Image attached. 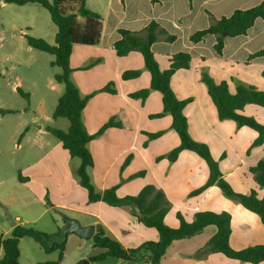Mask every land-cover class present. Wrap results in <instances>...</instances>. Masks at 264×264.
<instances>
[{
    "label": "crops",
    "instance_id": "0c3cea01",
    "mask_svg": "<svg viewBox=\"0 0 264 264\" xmlns=\"http://www.w3.org/2000/svg\"><path fill=\"white\" fill-rule=\"evenodd\" d=\"M261 2L87 0L88 8L103 18L102 35L97 46H74L70 58L71 80L83 97L92 95L82 112L88 134H96L111 119L121 124V127L106 129L88 144L94 160L89 174L97 192L102 193L117 185V196L124 198L136 196L145 186L153 185L162 190L170 202L171 209L165 217V224L169 227H179L178 214L191 223L199 212H228L232 216L229 239L232 249L241 251L264 246V224L257 214L227 198L218 186L193 195L209 178L207 163L188 150L182 151L175 162L169 161L166 156L180 144V138L172 129L171 115L152 117L163 111L162 94L152 90L145 101L132 99L129 96L131 93L150 87L151 74L145 67L141 53L131 52L119 57L114 49L115 42L120 39L119 29L142 31L152 20L176 36L173 43L160 38L152 46V51L162 71L169 69L171 57L175 54L184 52L192 57L190 68L177 71L171 79L176 97L179 100L191 99L184 110L190 136L209 146L213 158L219 162L224 179L235 192L250 194L255 191L262 199L264 189L256 183L250 169L264 160V143L252 147L258 138L255 130L239 127L232 120L219 119L201 74L205 71L217 84L226 82L233 95L241 86L264 92V55L251 58L264 50V20L257 19L246 35L227 38L222 54L215 51L216 37L213 35L206 36L204 41L196 44L190 40L193 33L210 26V15L217 19L228 17L236 10L250 9ZM129 70H140V77L124 80L122 75ZM110 83L114 84L115 94L102 91ZM241 113L264 126V106L247 104ZM160 131H164L161 137L149 139L147 134ZM46 132L47 128L46 131L39 130V134ZM59 145L63 147L61 143ZM65 151L64 160L58 162V144L54 145L31 164L27 173L21 175L23 180H19L30 196L48 205L45 212L53 215L50 221L43 223V227L36 226L37 230L48 234L58 233L66 226L63 220L66 215L78 219L83 226H102L126 249L159 240L158 231L140 222L131 206H112L104 201L89 202L88 192L77 176L81 162L68 168L74 158ZM131 155L130 164L122 170L124 162ZM159 157L163 158L158 160ZM59 166L65 167L64 176L70 180H62L63 173L58 172ZM141 171H146V174L134 177ZM47 196L50 198L48 202ZM55 209L59 210L58 213L52 212ZM14 221L15 226L25 227L28 222L20 215ZM37 221H34L35 224ZM15 226H3L0 235L10 237ZM216 233L217 227L211 225L193 237L174 241L162 257L161 264H251L229 259L220 253H209L206 244ZM66 240L65 255L59 264H124L113 257L91 263L89 258L103 252L94 247L92 238L69 234ZM33 241L28 237L20 240L19 264H51L58 261V252L48 254ZM3 255L1 250L0 259Z\"/></svg>",
    "mask_w": 264,
    "mask_h": 264
},
{
    "label": "trees",
    "instance_id": "16d2710c",
    "mask_svg": "<svg viewBox=\"0 0 264 264\" xmlns=\"http://www.w3.org/2000/svg\"><path fill=\"white\" fill-rule=\"evenodd\" d=\"M7 4L25 5L28 3L37 4L50 13L53 23L57 26L55 45H50L43 39L27 36V43L33 49L46 52L55 56L52 63L61 69L55 76L58 83L64 85V93L59 98L58 105L54 111V119L65 118L69 121L68 131L48 127L50 132L68 151L72 158H79L81 164L77 169V176L82 187L88 192L89 202L104 201L112 206L129 205L139 221L145 226L155 228L159 233L157 242H147L135 249H126L117 239L109 235L100 225L95 228L92 242L95 248L103 252L89 258L91 263L103 261L113 257L124 262V264H161L169 246L177 240L193 237L201 233L208 226H216L217 233L206 244L209 253H220L229 259L241 262L260 264L264 262V246H254L241 251L232 249L229 243L231 235L232 216L228 212L204 211L195 215L194 221L187 222L181 214H178L179 227L171 228L165 224V217L171 209L170 202L164 192L153 185L145 186L138 195L119 198L116 194L118 186H114L102 193L97 192L93 184L89 169L94 166L93 156L88 149L90 141L99 137L110 127H121L111 119L96 134L87 133L82 112L86 107L90 96L83 97L78 87L71 80L72 68L70 58L75 45L97 46L102 35V16L88 8L87 0H3ZM192 2V0H189ZM157 2V0H152ZM257 19L264 20V0L258 5L246 10H236L231 16L220 19L210 15V26L197 31L190 36L192 43L204 41L208 35L216 37L215 51L222 54L225 40L246 35L248 30L255 24ZM120 39L114 44L117 56L124 57L131 52L142 54L146 69L151 74L149 88L131 93L132 99L145 101L152 90L162 94L163 111L153 115V118H160L165 115L172 117V129L180 138V144L171 150L166 156L170 162H175L180 153L184 150L192 151L203 159L209 168V178L206 184L193 192L198 195L211 186H218L224 195L239 202L247 210L257 214L264 224V198H259L255 191L250 194H241L234 191L230 183L224 179L220 165L212 156L208 145L195 141L188 131V120L184 110L191 102V99L179 100L171 86V79L181 69H189L192 57L188 53L180 52L171 57L170 67L162 71L152 51V46L163 38L166 42L173 43L176 36L168 33L156 20H152L142 31L134 32L119 29ZM264 55V50L254 54L251 58ZM140 70H129L123 73L124 80H131L140 77ZM264 76V72H263ZM201 80L208 89L218 113L220 120H232L239 127H249L258 133V138L253 142L252 147L264 143V126L251 117L244 116L241 112L247 104L264 106V92H259L252 87L241 86L235 95L231 94L226 82L217 84L205 71L201 74ZM114 84L110 83L102 89L104 92L116 93ZM20 91V90H19ZM28 97V94H27ZM2 112V110H0ZM164 134V131L147 134L150 140L157 139ZM147 146V142L144 144ZM129 156L122 166L124 170L131 162ZM163 157H159L162 159ZM256 183L264 189V160H261L255 167L250 169ZM146 171H141L134 177H142ZM23 180L22 176H19ZM59 230L56 234H48L34 228L17 225L14 227L10 237L0 235V251L4 255L0 264H19L20 240L28 237L38 243L46 253L58 252V261L51 264H59L65 255L66 238Z\"/></svg>",
    "mask_w": 264,
    "mask_h": 264
},
{
    "label": "rangeland",
    "instance_id": "374dc122",
    "mask_svg": "<svg viewBox=\"0 0 264 264\" xmlns=\"http://www.w3.org/2000/svg\"><path fill=\"white\" fill-rule=\"evenodd\" d=\"M2 2L0 0V234L2 227L9 224L6 209L13 219L20 215L28 221L27 228L43 227L44 222L50 221L52 213L45 212L48 205L30 196L19 183V176L25 175L28 167L54 145L58 144V162L63 161L66 151L60 147V142L50 132L39 134V130L53 127L65 131L70 125L65 118L53 117L64 93V85L55 79L61 72L52 65L55 56L33 49L27 43L30 36L55 45L58 29L50 13L33 3L2 5ZM80 162L79 158H74L68 168ZM60 171L62 180H70L64 176L65 167L59 166ZM73 178L77 179L75 175ZM49 200L47 196V202Z\"/></svg>",
    "mask_w": 264,
    "mask_h": 264
},
{
    "label": "water",
    "instance_id": "95a60500",
    "mask_svg": "<svg viewBox=\"0 0 264 264\" xmlns=\"http://www.w3.org/2000/svg\"><path fill=\"white\" fill-rule=\"evenodd\" d=\"M6 218L11 226H15V221L12 218L10 212L5 210ZM63 220L65 221V228L62 232L64 238H67L69 234H76L85 239H91L95 233V228L93 226H83L81 222L69 216H64ZM88 264V262H85Z\"/></svg>",
    "mask_w": 264,
    "mask_h": 264
}]
</instances>
